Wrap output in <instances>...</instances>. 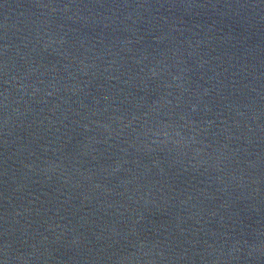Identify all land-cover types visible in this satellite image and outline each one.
<instances>
[{
    "label": "water",
    "instance_id": "water-1",
    "mask_svg": "<svg viewBox=\"0 0 264 264\" xmlns=\"http://www.w3.org/2000/svg\"><path fill=\"white\" fill-rule=\"evenodd\" d=\"M0 264H264V0H0Z\"/></svg>",
    "mask_w": 264,
    "mask_h": 264
},
{
    "label": "clouds",
    "instance_id": "clouds-1",
    "mask_svg": "<svg viewBox=\"0 0 264 264\" xmlns=\"http://www.w3.org/2000/svg\"><path fill=\"white\" fill-rule=\"evenodd\" d=\"M155 74V73H154Z\"/></svg>",
    "mask_w": 264,
    "mask_h": 264
}]
</instances>
